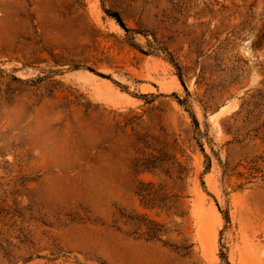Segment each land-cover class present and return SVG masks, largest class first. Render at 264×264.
<instances>
[{
    "label": "rangeland",
    "instance_id": "374dc122",
    "mask_svg": "<svg viewBox=\"0 0 264 264\" xmlns=\"http://www.w3.org/2000/svg\"><path fill=\"white\" fill-rule=\"evenodd\" d=\"M0 264H264V0H0Z\"/></svg>",
    "mask_w": 264,
    "mask_h": 264
},
{
    "label": "trees",
    "instance_id": "16d2710c",
    "mask_svg": "<svg viewBox=\"0 0 264 264\" xmlns=\"http://www.w3.org/2000/svg\"><path fill=\"white\" fill-rule=\"evenodd\" d=\"M110 15H112L117 22L125 28L127 31H133V29H130L127 27V25L124 23L123 19L121 18L120 14L118 12H111L108 11ZM157 158H155V161H152V163H147L145 165L146 168H152V167H157ZM142 166V164H140ZM144 187H139L136 190V193L141 197L142 201L148 205L151 206H166V202L168 200L167 195H162L163 194V188H156L155 184L152 182L149 183H142ZM146 218V217H145ZM142 226H146V230L143 232V236H145L148 240L150 239H158L161 240V235L163 234V225L158 223L155 220L152 219H145L141 223L137 225V228H141ZM191 247V245H181L178 248L179 251H184L185 254H187L188 249Z\"/></svg>",
    "mask_w": 264,
    "mask_h": 264
}]
</instances>
